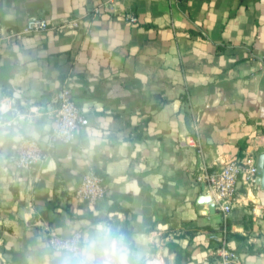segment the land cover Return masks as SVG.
Wrapping results in <instances>:
<instances>
[{
  "label": "crops",
  "instance_id": "crops-1",
  "mask_svg": "<svg viewBox=\"0 0 264 264\" xmlns=\"http://www.w3.org/2000/svg\"><path fill=\"white\" fill-rule=\"evenodd\" d=\"M30 16L79 22L0 38V264H53L46 230L100 221L137 264H211L223 224L229 264H264V186L223 217L195 178L264 152V0H0L4 35ZM62 83L87 123L15 169L22 136L45 143ZM86 169L104 183L92 202L73 194Z\"/></svg>",
  "mask_w": 264,
  "mask_h": 264
},
{
  "label": "built area",
  "instance_id": "built-area-1",
  "mask_svg": "<svg viewBox=\"0 0 264 264\" xmlns=\"http://www.w3.org/2000/svg\"><path fill=\"white\" fill-rule=\"evenodd\" d=\"M98 10L99 7L94 6L89 14L92 15ZM127 19L133 21L135 18L132 15H127ZM78 22L77 18H69L59 25H54L44 17L30 16L25 19L21 29L9 30L6 35L0 32V38H10L22 33L43 31L49 28L75 27ZM258 61L261 65H264V46L258 56ZM70 92L67 83H62L55 92L54 100L56 106L52 125L46 135L44 144L30 136H22L19 139L13 154L10 156V161L15 169L28 170L35 167L43 160L47 151L51 149L56 141L71 143L78 129L87 123L85 115L80 112L74 103ZM186 142L194 144L195 139L189 136ZM195 178L204 183L205 190L210 195V201L221 212V215L225 217L239 188L247 192L257 184L254 156L251 153H242L239 156L230 157L215 168L201 169ZM103 193L104 183L102 175L92 169H86L82 173L79 183L73 191L74 195L83 197L90 202L101 197ZM225 231V225L223 224L218 229L217 234L210 233L208 235L209 238L217 242L214 249H220L217 253L219 257H215L211 264H229L231 261H236V254L227 251L224 247ZM45 233L50 249H53L55 241L70 237V235L61 236L48 230Z\"/></svg>",
  "mask_w": 264,
  "mask_h": 264
},
{
  "label": "clouds",
  "instance_id": "clouds-1",
  "mask_svg": "<svg viewBox=\"0 0 264 264\" xmlns=\"http://www.w3.org/2000/svg\"><path fill=\"white\" fill-rule=\"evenodd\" d=\"M136 255L117 226L100 221L55 241L51 259L53 264H137Z\"/></svg>",
  "mask_w": 264,
  "mask_h": 264
},
{
  "label": "water",
  "instance_id": "water-1",
  "mask_svg": "<svg viewBox=\"0 0 264 264\" xmlns=\"http://www.w3.org/2000/svg\"><path fill=\"white\" fill-rule=\"evenodd\" d=\"M255 166L257 170V182L260 184L261 187L264 186V152H260L256 155L255 158ZM208 201V209L213 208V204L210 201V198L206 199Z\"/></svg>",
  "mask_w": 264,
  "mask_h": 264
},
{
  "label": "trees",
  "instance_id": "trees-1",
  "mask_svg": "<svg viewBox=\"0 0 264 264\" xmlns=\"http://www.w3.org/2000/svg\"><path fill=\"white\" fill-rule=\"evenodd\" d=\"M176 263H178V261Z\"/></svg>",
  "mask_w": 264,
  "mask_h": 264
}]
</instances>
